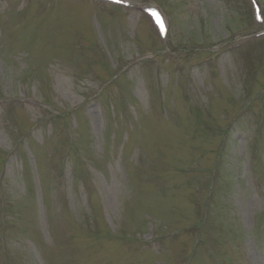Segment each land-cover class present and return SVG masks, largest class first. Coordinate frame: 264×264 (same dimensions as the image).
<instances>
[{
	"label": "rangeland",
	"instance_id": "374dc122",
	"mask_svg": "<svg viewBox=\"0 0 264 264\" xmlns=\"http://www.w3.org/2000/svg\"><path fill=\"white\" fill-rule=\"evenodd\" d=\"M125 1L0 0V264H264V0Z\"/></svg>",
	"mask_w": 264,
	"mask_h": 264
}]
</instances>
